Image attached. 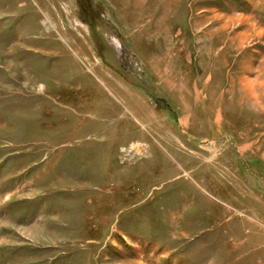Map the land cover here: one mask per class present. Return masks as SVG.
<instances>
[{
    "label": "rangeland",
    "instance_id": "obj_1",
    "mask_svg": "<svg viewBox=\"0 0 264 264\" xmlns=\"http://www.w3.org/2000/svg\"><path fill=\"white\" fill-rule=\"evenodd\" d=\"M0 264H264V0H0Z\"/></svg>",
    "mask_w": 264,
    "mask_h": 264
},
{
    "label": "bare ground",
    "instance_id": "obj_2",
    "mask_svg": "<svg viewBox=\"0 0 264 264\" xmlns=\"http://www.w3.org/2000/svg\"><path fill=\"white\" fill-rule=\"evenodd\" d=\"M46 24V26H49L50 24H48V23H45ZM48 47V46H47ZM45 48V47H44ZM62 66H60V68H61ZM64 67V66H63ZM69 69V68H68ZM60 70V69H59ZM58 70V71H59ZM67 70V69H66ZM70 70V69H69ZM67 72H68V70H67ZM62 73V72H61ZM59 76V75H58ZM71 78H73V77H70V79ZM32 82H34V81H32ZM118 86V85H117ZM121 87V86H120ZM121 88H123V87H121ZM121 90V89H120ZM122 92V91H121ZM123 93V92H122ZM115 96V95H114ZM104 104V103H103ZM111 106V105H110ZM105 107V106H104ZM108 108V107H107ZM106 108V109H107ZM116 109V108H115ZM108 110V109H107ZM108 114V113H107ZM125 115V114H124ZM109 118V117H108ZM133 144H135V143H133ZM133 150L136 152V154L139 152V149H138V147L136 146V145H134L133 146Z\"/></svg>",
    "mask_w": 264,
    "mask_h": 264
}]
</instances>
